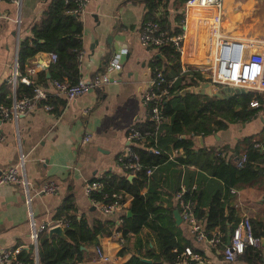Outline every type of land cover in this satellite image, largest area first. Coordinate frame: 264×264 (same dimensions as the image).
<instances>
[{
  "label": "crops",
  "instance_id": "0c3cea01",
  "mask_svg": "<svg viewBox=\"0 0 264 264\" xmlns=\"http://www.w3.org/2000/svg\"><path fill=\"white\" fill-rule=\"evenodd\" d=\"M49 1H0V92H4L3 100L10 99L11 92L6 78L16 58L18 42L30 34V27L39 20ZM146 2L88 0L83 11L78 14L81 21L79 77L86 78L101 71L114 51L125 49L120 58V69L112 71L108 82L100 89H88L66 101L55 94L48 80L38 86L47 95L63 99V104H55L53 109L46 110L42 106L44 103L38 101L28 113L19 115L15 121L0 120V167L14 164L22 156L23 171L29 185V211L36 223L53 220L56 208L64 199L72 202L74 213L81 215L88 224L94 219L115 220V214L104 215L91 203L83 191V182L105 171L121 173L114 158L132 145L125 139L124 132L130 124L147 118L139 94L150 75L149 63L155 53L159 52L155 48L140 45L138 41L140 23L147 12ZM171 2L166 3L164 8L158 5L150 14L159 16V20L165 19V22H161L167 23L169 27L175 25V10L177 13L178 9ZM244 3L241 10L234 11L230 17L221 21L223 28H231L236 20H241L240 16H247L251 4ZM254 24L250 22L246 31ZM185 49L182 63L198 68V39L187 42ZM160 56L157 58L161 63L169 64ZM47 58L48 52L35 54L24 64L22 75L27 74L26 67L40 60L46 61ZM159 68L164 69L162 64ZM38 70L35 68L32 73ZM42 70L45 72L46 68ZM165 72L171 76L168 69ZM197 85L196 82L194 86ZM260 96L262 104L258 106L253 118L246 122L228 123L225 129L201 136V146L191 140L192 147H206L215 151L222 147L231 149L244 136L255 135L260 131L264 135V93ZM84 135H87V140H83ZM45 181L56 184L55 193L39 191ZM202 182L207 188L219 184L211 178ZM170 201L175 204L174 197ZM128 202L129 198L125 201L126 206ZM229 205L235 209L237 218L245 214L251 220H264V192L255 187L245 186L233 190ZM178 226L190 248L207 259L206 264H247L237 259V256L231 261L223 260L218 246L209 248L203 241L195 240L183 222L180 221ZM27 231V207L20 188L13 183H0V250L15 246L27 247ZM97 239V246L111 260H97L93 254L95 245H89L80 247L84 253L76 264H120L127 258L126 252L116 254L120 246L119 233L116 231L112 230L109 235H97ZM257 264H264V258Z\"/></svg>",
  "mask_w": 264,
  "mask_h": 264
},
{
  "label": "trees",
  "instance_id": "16d2710c",
  "mask_svg": "<svg viewBox=\"0 0 264 264\" xmlns=\"http://www.w3.org/2000/svg\"><path fill=\"white\" fill-rule=\"evenodd\" d=\"M183 2L172 0L171 3L179 9ZM166 3L168 0H147L144 18H155L162 27L169 28L167 23L161 22H165V19L159 20V16L150 15L158 5L164 8ZM71 7L69 1L50 0L39 20L30 27V34L19 40L15 60L20 74L23 73L24 64L38 52H53L55 60L46 67L48 77H45L42 69L25 74L29 83L16 84V97L31 94L33 85H44L48 80L73 83L79 77L81 21L77 13L68 11ZM175 15L177 21L181 12L177 11ZM173 28L174 31L179 30L178 27ZM157 51L169 64L165 65L154 57L149 63L150 68H158L162 64L164 72L168 69L169 74H177V53L168 45L159 47ZM197 81H202L201 75L190 70L179 75L173 83L161 107L164 120L156 134L157 152L146 148L147 145H153L149 136L144 137L142 145H130L129 148L138 156L141 168L130 179H126L122 172L105 171L100 178L101 188L89 195L95 200L108 201L112 192H119L122 201L129 198L127 209L130 214L126 216L124 212L119 221L94 219L88 224L81 215L74 213L72 202L64 199L56 208L54 219L66 220L67 224L63 228L65 238L57 235L47 237L45 231L40 232L35 257L31 245H27V249L20 248L16 254L21 264H76L84 253L80 247L97 246V235H109L112 230L119 232L120 246L116 254L128 253L120 264H173L175 256L184 247H190L172 217V210L178 209V205L176 202L171 204L170 198L179 188L180 180L185 188L182 197L191 201L192 212L202 222L207 236L215 227L222 232L218 244L222 249L226 227H229L230 234L238 220L235 209L229 205L232 191L251 186L264 192V135L260 131L255 135L244 136L236 141L233 148L222 147L216 151L206 147L193 148L191 137L215 133L225 129L228 123L250 120L262 104V99L252 92L227 98L192 92L177 93L185 87L196 85ZM3 96L4 92H0V102L9 103L10 99L3 100ZM253 97L257 99L258 105L249 106L248 102ZM39 102L51 104L52 109L55 104L64 103L63 99L54 95H47L44 101ZM134 125L139 130H152V123L148 119ZM173 148L180 150L179 155L169 160L167 152ZM241 153L245 156L244 160L240 166H236L229 158H236ZM180 164H191L194 169H180ZM152 166L154 169L151 174L145 175L144 168ZM206 178L215 179L219 184L207 188L202 182ZM191 183H194L193 189L190 188ZM143 188L145 190L142 192ZM103 194L105 197H102ZM249 222L252 235L264 238V220L249 218ZM134 253L150 261H141ZM236 258L247 264L260 263L264 258V246L245 244Z\"/></svg>",
  "mask_w": 264,
  "mask_h": 264
},
{
  "label": "built area",
  "instance_id": "2783aa9c",
  "mask_svg": "<svg viewBox=\"0 0 264 264\" xmlns=\"http://www.w3.org/2000/svg\"><path fill=\"white\" fill-rule=\"evenodd\" d=\"M8 1L18 3L19 0ZM68 1L72 3V7L68 11L79 14L83 11L88 0H63L64 3ZM171 1L168 0V3ZM179 12H181V16L175 25L169 28L162 27L155 18H144L139 27L138 41L140 45L155 49L168 45L177 53L179 63L177 74L171 76L164 74L161 68L153 67L144 88L139 94L140 101L146 109V119L152 123V130H139L134 124H130L124 132L125 139L132 145H142L145 136L151 137L153 145H147L146 148L153 153L157 152L155 148L156 134L164 120L161 107L168 98L171 87L179 75L190 72V70L198 72L203 80L206 79L205 81L213 90L220 86H230L245 89L247 92L256 93L259 96L264 93V36L239 37L234 32L227 30L226 27L223 28L221 26L223 15L221 0H184ZM173 27H178L179 30L174 31ZM197 39L200 61H198V68H194L183 64L182 60L185 57L187 42ZM124 52L125 49L123 48L114 51L105 62L102 70L89 77H78L73 83L66 80L52 79L49 80V85L56 95L63 97L66 101L74 99L88 89H100L104 83L108 82L111 72L120 69V58ZM207 57H210L208 64H206ZM54 60L55 54L48 52L46 61L40 60L26 67V73L31 74L35 68L45 69ZM17 82L27 85L29 79L26 75L20 74L14 59L12 68L6 78V83L11 92L10 100L7 104L0 102V120L10 119L15 121L19 115L28 113L38 101L46 99V92L37 85H33L31 94L16 97L14 92ZM248 104L249 106H256L258 101L253 97ZM42 106L46 110L52 109V105L48 103H44ZM87 139V135H84L83 140ZM179 151L176 148L171 149L167 152V159L173 160L174 156L179 155ZM244 157V154L241 153L236 158L230 157L229 160L236 166H240ZM114 162L125 175H134L141 168L137 154L129 146L115 156ZM179 167L180 169L194 168L183 164H180ZM153 169L154 166L146 167L143 171L145 175H150ZM102 175L100 174L83 182V191L88 197L92 192L101 188L100 178ZM4 182L17 185L22 192L27 207V236L35 257L39 233L56 225L64 228L67 222L62 218L43 223H36L33 220L29 211V185L24 175L21 155L14 164L0 167V183ZM56 187L53 181H45L40 185L39 191L55 193ZM190 188H194V183L190 184ZM184 191V186L180 184L173 196L178 205L177 211L180 221L186 225L195 240L203 241L209 248H216L221 242L222 232L215 227L209 231L207 236L202 222L192 212L191 201L183 199L182 194ZM102 197H105V194ZM109 198L110 200L103 201L89 197L91 203L100 212L115 214V221H119L120 216L126 210V200H121V193L119 192H112ZM245 244L259 247L260 239L252 235L249 218L243 214L238 217L237 222L232 227L228 244L225 243L220 251L222 259L226 261L233 260L242 252ZM20 248V246H15L0 250V264H21L16 258ZM93 254L99 261L109 262L111 260L110 256L103 252L100 246L93 247ZM207 262V259L198 252L190 247H184L175 256L173 264H206Z\"/></svg>",
  "mask_w": 264,
  "mask_h": 264
},
{
  "label": "water",
  "instance_id": "95a60500",
  "mask_svg": "<svg viewBox=\"0 0 264 264\" xmlns=\"http://www.w3.org/2000/svg\"><path fill=\"white\" fill-rule=\"evenodd\" d=\"M155 57L161 58L159 53H155ZM45 76L48 77L47 71L44 72ZM198 85L194 87H188L181 89L177 93L183 94L184 92H192V93H199V94H204L207 96H214V97H220V98H227L229 96L239 94V93H244L247 92L245 89L238 88V87H230V86H221L216 89H212L210 85L208 84L207 81H204L202 78V81H197ZM38 105V104H37ZM191 140L196 144L201 146V136L200 135H194ZM264 150V148L262 149ZM134 175L133 174H128L126 175V179L132 178ZM130 214V210L127 209L125 211V215L128 216ZM172 217L174 220V224L178 225L180 223V217L178 215L177 209L172 210ZM51 235H57L60 238H65L64 234V229L58 225L49 227L46 230V236L50 237ZM228 237H229V227H226L225 231V243L228 244ZM260 246H264V238H260ZM27 249V247H24ZM135 257H137L139 260L144 261V262H149L150 260L148 258H143L140 257L137 253H134Z\"/></svg>",
  "mask_w": 264,
  "mask_h": 264
},
{
  "label": "rangeland",
  "instance_id": "374dc122",
  "mask_svg": "<svg viewBox=\"0 0 264 264\" xmlns=\"http://www.w3.org/2000/svg\"><path fill=\"white\" fill-rule=\"evenodd\" d=\"M221 1H222V12H223L222 20H226L228 17H230L233 14L234 11L241 10V6L245 4L244 2H249L251 4L250 8L247 10L248 11L247 16L243 18L240 16L241 20H236L235 21L236 24L233 25L231 28L226 27L227 30H229L232 33L234 32L239 37L264 36V0H255V2H252V0H221ZM177 11H180V8L177 9ZM250 22H255V24L251 29H249V31H246V27ZM209 60L210 57H207L206 64L209 63ZM205 80L206 79H204V81Z\"/></svg>",
  "mask_w": 264,
  "mask_h": 264
}]
</instances>
